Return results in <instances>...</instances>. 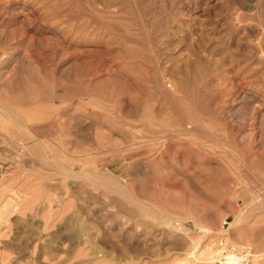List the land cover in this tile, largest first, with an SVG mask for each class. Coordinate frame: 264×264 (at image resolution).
I'll list each match as a JSON object with an SVG mask.
<instances>
[{
    "label": "rangeland",
    "instance_id": "1",
    "mask_svg": "<svg viewBox=\"0 0 264 264\" xmlns=\"http://www.w3.org/2000/svg\"><path fill=\"white\" fill-rule=\"evenodd\" d=\"M261 102L264 0H0V264H264Z\"/></svg>",
    "mask_w": 264,
    "mask_h": 264
},
{
    "label": "built area",
    "instance_id": "2",
    "mask_svg": "<svg viewBox=\"0 0 264 264\" xmlns=\"http://www.w3.org/2000/svg\"><path fill=\"white\" fill-rule=\"evenodd\" d=\"M4 169V166L2 163H0V174L2 173ZM222 246H224L225 244H223V242L221 243ZM225 253H228L227 257L231 256V255H242V258L240 260V263L242 261L241 264H249L255 257V254L253 253V251L251 249H245L243 252L239 253V251L237 250L236 246H227ZM228 259V258H227Z\"/></svg>",
    "mask_w": 264,
    "mask_h": 264
},
{
    "label": "bare ground",
    "instance_id": "3",
    "mask_svg": "<svg viewBox=\"0 0 264 264\" xmlns=\"http://www.w3.org/2000/svg\"><path fill=\"white\" fill-rule=\"evenodd\" d=\"M260 44V43H259ZM262 46V45H261ZM260 46V47H261ZM261 49V48H260ZM262 50V49H261ZM261 103H263V102H261ZM264 104V103H263ZM257 106V105H256ZM5 204V203H4ZM3 204V205H4ZM3 208V209H2ZM1 209H0V219L3 217V215H4V213L6 212V209H7V206H3ZM7 225V224H6ZM5 225V226H6ZM3 230H5V229H3ZM199 243V242H198ZM197 243V244H198ZM243 248V247H242ZM213 254H212V252H211V256H212ZM216 256V255H215ZM213 257V256H212ZM230 257V260H232V261H228V262H226L227 264H240V260H241V258H242V255H240V256H238V255H231V256H229ZM233 258V259H232ZM222 263V262H221Z\"/></svg>",
    "mask_w": 264,
    "mask_h": 264
}]
</instances>
